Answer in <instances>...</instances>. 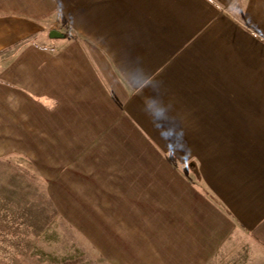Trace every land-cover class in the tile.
Listing matches in <instances>:
<instances>
[{"label": "crops", "instance_id": "0c3cea01", "mask_svg": "<svg viewBox=\"0 0 264 264\" xmlns=\"http://www.w3.org/2000/svg\"><path fill=\"white\" fill-rule=\"evenodd\" d=\"M12 157L107 264H264V0H0Z\"/></svg>", "mask_w": 264, "mask_h": 264}, {"label": "rangeland", "instance_id": "374dc122", "mask_svg": "<svg viewBox=\"0 0 264 264\" xmlns=\"http://www.w3.org/2000/svg\"><path fill=\"white\" fill-rule=\"evenodd\" d=\"M18 161L0 158V264H107Z\"/></svg>", "mask_w": 264, "mask_h": 264}]
</instances>
